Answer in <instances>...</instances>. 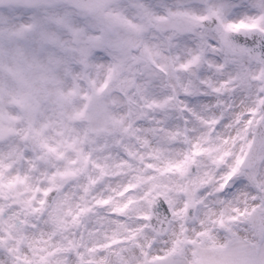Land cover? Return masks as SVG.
<instances>
[{
  "label": "snow or ice",
  "instance_id": "obj_1",
  "mask_svg": "<svg viewBox=\"0 0 264 264\" xmlns=\"http://www.w3.org/2000/svg\"><path fill=\"white\" fill-rule=\"evenodd\" d=\"M0 264H264V0H0Z\"/></svg>",
  "mask_w": 264,
  "mask_h": 264
}]
</instances>
